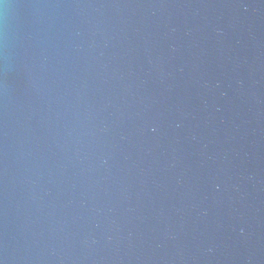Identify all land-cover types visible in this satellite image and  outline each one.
<instances>
[{"label":"water","instance_id":"95a60500","mask_svg":"<svg viewBox=\"0 0 264 264\" xmlns=\"http://www.w3.org/2000/svg\"><path fill=\"white\" fill-rule=\"evenodd\" d=\"M0 264H264V0H0Z\"/></svg>","mask_w":264,"mask_h":264}]
</instances>
